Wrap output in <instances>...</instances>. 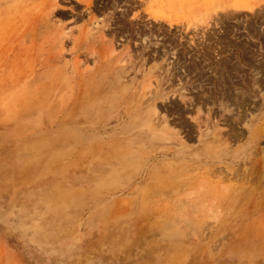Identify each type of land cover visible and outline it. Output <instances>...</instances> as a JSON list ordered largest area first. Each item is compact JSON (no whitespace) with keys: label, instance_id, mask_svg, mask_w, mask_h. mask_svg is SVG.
<instances>
[{"label":"rangeland","instance_id":"obj_1","mask_svg":"<svg viewBox=\"0 0 264 264\" xmlns=\"http://www.w3.org/2000/svg\"><path fill=\"white\" fill-rule=\"evenodd\" d=\"M263 99L264 0H0V264H264Z\"/></svg>","mask_w":264,"mask_h":264},{"label":"bare ground","instance_id":"obj_2","mask_svg":"<svg viewBox=\"0 0 264 264\" xmlns=\"http://www.w3.org/2000/svg\"><path fill=\"white\" fill-rule=\"evenodd\" d=\"M256 65V64H255ZM262 67V66H261ZM246 68V67H245ZM248 68V67H247ZM257 68V67H256ZM218 69V68H217ZM249 69V68H248ZM244 70V69H243ZM254 70V69H253ZM124 71V70H123ZM246 72V71H245ZM255 72V71H254ZM235 73V72H234ZM214 76V75H213ZM255 77H253V79H254ZM103 83V82H102ZM234 83H235V81H233V80H231V81H229V83H227V80L226 79H224V78H222L221 79V81H219V83L218 84H221L220 85V87L219 86H217L218 87V90L220 91V95L219 96H215L216 98H218L219 97V99H222L221 101H220V105H223L224 103H223V101L224 100H227L226 101V104H243L244 102H245V100H246V95H245V93L246 92H243V96L242 97H240V96H236L233 92H232V90L231 89H233V88H236L235 86L236 85H234ZM240 84H243V79L242 80H240ZM253 85L255 86V85H262V83L260 82V81H258L256 78L254 79V82H253ZM102 89V88H101ZM216 91V90H215ZM264 100V99H263ZM228 104V106L227 107H230V105ZM263 106H264V104H263ZM238 115V114H237ZM243 114L242 115H240V116H238V118H236V119H234V120H232V123H238V121L240 120V121H242V119H243ZM254 118V117H253ZM245 119V118H244ZM237 125V124H236ZM251 125H249L248 126V128H249V130L252 132V129H253V127H250ZM237 135H239L238 133H237ZM262 137H264V127L263 126H259L257 129H256V131L254 130V132H253V136H252V139L255 141V140H258V139H260V138H262ZM226 154V153H225ZM248 172V171H247ZM242 173H243V171H242ZM257 175V174H256ZM254 177V176H253ZM232 182V181H231ZM241 186V185H240ZM248 187V186H247ZM240 189V188H239Z\"/></svg>","mask_w":264,"mask_h":264}]
</instances>
